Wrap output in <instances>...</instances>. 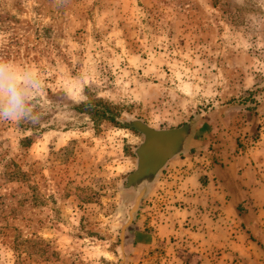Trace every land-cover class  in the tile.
Listing matches in <instances>:
<instances>
[{
  "label": "rangeland",
  "instance_id": "rangeland-1",
  "mask_svg": "<svg viewBox=\"0 0 264 264\" xmlns=\"http://www.w3.org/2000/svg\"><path fill=\"white\" fill-rule=\"evenodd\" d=\"M0 57L44 81L0 121V264H264V0H0ZM103 105L156 132L128 195Z\"/></svg>",
  "mask_w": 264,
  "mask_h": 264
},
{
  "label": "clouds",
  "instance_id": "clouds-1",
  "mask_svg": "<svg viewBox=\"0 0 264 264\" xmlns=\"http://www.w3.org/2000/svg\"><path fill=\"white\" fill-rule=\"evenodd\" d=\"M43 90L37 70L0 57V121L39 122L42 113L35 110L31 97Z\"/></svg>",
  "mask_w": 264,
  "mask_h": 264
},
{
  "label": "trees",
  "instance_id": "trees-1",
  "mask_svg": "<svg viewBox=\"0 0 264 264\" xmlns=\"http://www.w3.org/2000/svg\"><path fill=\"white\" fill-rule=\"evenodd\" d=\"M93 113H94L95 116H98L99 118H101L103 120H106V121H108L110 123L116 124L120 128L131 130L133 132L139 133L142 136V142L134 149V155L136 157V169H135V171L133 173H131L130 175L127 176L126 181H125L126 188L124 187V189H123L125 195H128L129 192H133V188L131 186H129V184H130V180H131L132 175H134V173L137 170V160H138L137 159L138 158L137 157V152H138L139 148L141 147V144L143 143V140H144V136L145 135H144L143 132L146 129L147 130H151V132L153 134L156 133V132H155L154 129L148 127L144 122H142L139 119L128 120L126 122L116 120V116L109 112V108L106 105H103L101 109H94ZM178 128H174V129H178ZM130 223H131V221H130ZM132 242L133 243L135 242L134 238L132 239ZM17 250H19V247H17ZM19 258H20V253H18V254L16 253V259L18 260Z\"/></svg>",
  "mask_w": 264,
  "mask_h": 264
},
{
  "label": "crops",
  "instance_id": "crops-1",
  "mask_svg": "<svg viewBox=\"0 0 264 264\" xmlns=\"http://www.w3.org/2000/svg\"><path fill=\"white\" fill-rule=\"evenodd\" d=\"M191 128V127H190ZM189 128V134H188V137H187V139H186V141H185V143L183 144V146H182V149L180 150V151H182V150H185L186 148H189L188 147V142H189V137H190V134H191V132H192V128L190 129ZM179 151V152H180ZM178 153V152H177ZM174 155V154H173ZM173 155H172V157H173ZM176 155V154H175ZM168 159H170L171 160V158L169 157ZM170 160H168V161H170ZM187 192V194H185V197L183 198V200H185L186 201V203H187V205H189L190 204V202H197V200H196V196H191L192 194H193V192L192 193H189V191H186ZM189 207L187 206L186 207V209H188ZM134 238V240H135V242L136 243H138V244H144V243H146V242H148V235L146 234H143L141 231H140V229H136V232L132 235V239Z\"/></svg>",
  "mask_w": 264,
  "mask_h": 264
},
{
  "label": "water",
  "instance_id": "water-1",
  "mask_svg": "<svg viewBox=\"0 0 264 264\" xmlns=\"http://www.w3.org/2000/svg\"><path fill=\"white\" fill-rule=\"evenodd\" d=\"M189 128H190V124L189 123L183 126V130H185V131H188ZM146 174H147V172L140 173L136 177H134V175H132L129 186H131L133 188L134 184L139 183L140 182L139 179H142L143 177H145ZM139 198H140V195H138L136 197V199L134 200L133 206L130 209L129 214H131L132 211H134V209L136 208V206L138 204V201H139Z\"/></svg>",
  "mask_w": 264,
  "mask_h": 264
},
{
  "label": "flooded vegetation",
  "instance_id": "flooded-vegetation-1",
  "mask_svg": "<svg viewBox=\"0 0 264 264\" xmlns=\"http://www.w3.org/2000/svg\"><path fill=\"white\" fill-rule=\"evenodd\" d=\"M168 157H170V156H168ZM168 157H167V159H168ZM145 173V172H144Z\"/></svg>",
  "mask_w": 264,
  "mask_h": 264
}]
</instances>
